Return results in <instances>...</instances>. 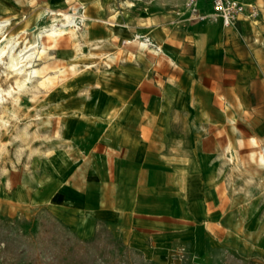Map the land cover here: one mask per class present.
<instances>
[{
	"label": "crops",
	"instance_id": "obj_1",
	"mask_svg": "<svg viewBox=\"0 0 264 264\" xmlns=\"http://www.w3.org/2000/svg\"><path fill=\"white\" fill-rule=\"evenodd\" d=\"M238 1L259 16L227 28L192 21L187 0H74L104 59L50 95L62 122L39 197L78 239L104 230L161 262L249 253L264 228V0ZM75 46L56 44L58 65Z\"/></svg>",
	"mask_w": 264,
	"mask_h": 264
},
{
	"label": "rangeland",
	"instance_id": "obj_2",
	"mask_svg": "<svg viewBox=\"0 0 264 264\" xmlns=\"http://www.w3.org/2000/svg\"><path fill=\"white\" fill-rule=\"evenodd\" d=\"M79 9L83 5L74 0H0V22L10 21L3 34L19 41L17 52L36 42L40 50L45 47L31 68L22 64L27 65L22 76L7 68L6 56L0 61V264H186L182 258L147 259L104 230L91 240L78 239L48 207L40 206V173L52 164L62 122L50 95L61 81L88 71L104 55L86 51L82 34L90 19L87 6L80 29H69L60 37L38 36L44 27L51 28L53 19L62 24L63 15ZM67 36L77 50L75 60L62 67L54 51ZM33 69L37 74L22 88ZM257 150L264 156L263 148ZM262 214L256 212L257 224ZM249 241L242 245L248 247L247 255L220 254L214 264H264V228L256 227Z\"/></svg>",
	"mask_w": 264,
	"mask_h": 264
},
{
	"label": "built area",
	"instance_id": "obj_3",
	"mask_svg": "<svg viewBox=\"0 0 264 264\" xmlns=\"http://www.w3.org/2000/svg\"><path fill=\"white\" fill-rule=\"evenodd\" d=\"M205 2L211 8V15L208 16L201 8L200 3ZM187 8L190 13L191 20L194 22H204L209 19L213 21H222L223 25L227 28L233 27L241 16L245 14L246 8L251 9L250 18L255 19L259 16V12L256 7H246L238 0H187ZM81 9V8H80ZM72 11L69 13L72 19L69 20L67 30H78L85 22V16L82 11ZM61 17V16H59ZM66 21V20H63ZM62 21L55 22V25H61Z\"/></svg>",
	"mask_w": 264,
	"mask_h": 264
},
{
	"label": "bare ground",
	"instance_id": "obj_4",
	"mask_svg": "<svg viewBox=\"0 0 264 264\" xmlns=\"http://www.w3.org/2000/svg\"><path fill=\"white\" fill-rule=\"evenodd\" d=\"M83 9H84V7H83ZM44 16H45V14L42 15L40 17V19H42ZM70 19H72L70 14L63 15V20H66V21H64V23H62L61 25L52 24L51 28H49V29L48 28L46 29L44 27L43 31L40 33V36H38V38H41L42 35L45 33H47L48 36H52V37H58L59 36L60 37L62 34H64L65 31H68L67 27H68ZM85 20H86V17H85ZM53 21L56 22V19H53ZM9 23H10L9 20L0 22V34H2V41L0 44V58L2 59L3 57L6 56L10 60L9 63L5 64L7 66V68L10 70H13V72L22 76L26 72L24 67L27 66V65H22V64L27 63L31 68V65H32L31 61H33V58L35 56L39 55L40 53H43L45 47L43 46V50H40V48L42 46L40 47L39 43L36 42V44H33L30 47H26L25 51H20L18 53L17 47L20 44L19 41L17 42L15 38L9 39L7 36H5L3 34V29H5ZM139 40L140 39L138 37L135 39L136 42ZM146 43L150 44L149 41H147V40H146ZM2 44H4V45L2 46ZM145 46H146V44H145ZM1 59H0V61H3V59L2 60ZM18 60H20V61H18ZM36 74H37L36 69H33L30 72H27L28 78L22 84V88L26 87L27 83L31 82L32 78H34ZM0 101H1V98H0ZM260 162L264 166V156H261Z\"/></svg>",
	"mask_w": 264,
	"mask_h": 264
}]
</instances>
